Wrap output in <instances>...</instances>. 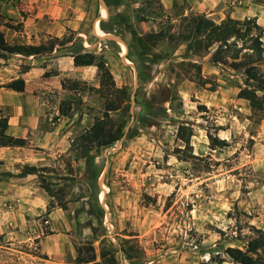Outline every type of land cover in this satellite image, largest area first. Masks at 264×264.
I'll list each match as a JSON object with an SVG mask.
<instances>
[{
	"label": "rangeland",
	"instance_id": "rangeland-1",
	"mask_svg": "<svg viewBox=\"0 0 264 264\" xmlns=\"http://www.w3.org/2000/svg\"><path fill=\"white\" fill-rule=\"evenodd\" d=\"M103 1L0 4L9 44L53 41V51L38 56L43 77L61 71V86L81 81L64 89L57 80L42 94L43 130L65 141L46 165L35 166L40 189L0 192V264H238L230 249L245 250L264 235V119L239 97L254 82L231 58L250 42L231 39L225 62H215L217 46L197 52L187 42H147V33L168 25L165 18L140 20L145 0ZM160 1L171 31L197 13L216 23L251 19L264 48V9L255 7L264 0L245 7L234 0ZM106 35L119 39L98 37ZM78 53L104 60L130 95L110 113L125 124L123 136L87 154L78 139L103 116L104 99L97 66L70 63ZM27 57L0 58V88L10 89L9 78L31 68ZM253 64L264 77V51Z\"/></svg>",
	"mask_w": 264,
	"mask_h": 264
},
{
	"label": "trees",
	"instance_id": "trees-1",
	"mask_svg": "<svg viewBox=\"0 0 264 264\" xmlns=\"http://www.w3.org/2000/svg\"><path fill=\"white\" fill-rule=\"evenodd\" d=\"M3 0H0V4ZM148 7L140 9L138 17L145 21L148 19L165 18L167 19L166 29L152 31L145 35V40L149 43L156 44L162 39H169L173 42H187L190 49L195 51H208L211 47L217 46L212 54V59L215 62H225L224 52L230 47L229 41L245 40L249 45H243L231 56L234 60V65L244 69L249 81L254 82L253 85L242 88L239 92V97L246 99L254 112L261 119H264V77L258 72V67L255 62L262 60V41L260 35L253 33V28H258V25L251 19L241 21L233 18H227L220 23L208 18L205 14H191L182 17L181 29L171 31L172 24L169 23L167 15L164 14V7L160 0H145ZM154 5V6H153ZM141 10H148L147 13H142ZM1 12V9H0ZM251 23L253 24L251 26ZM12 28H17V25H11ZM55 48L53 41L48 44L30 45V44H9L0 30V58L8 55L22 54L25 56H39L50 53ZM248 49L250 52L244 53L240 57V52ZM239 60V61H236ZM75 66H91L95 65L98 68L100 85L96 89L99 95L104 99L103 116L96 118L92 126L79 137L78 149H81L84 154L98 149L119 140L124 134V125L114 122L110 113L121 109L126 102H129V92L125 87L117 86L112 72L106 66L104 60L97 59L93 53H78L73 55ZM70 82V83H69ZM81 81L70 79L63 81L64 89H75ZM7 88L17 92H23L25 89V80L23 78L15 79L6 84ZM129 104V103H127ZM61 114H66V110L61 107ZM8 126V118H0V146H16L25 147L26 140L19 137H13L6 134ZM26 173H32L36 170L35 167H25ZM230 254L234 261L238 264H264V235L250 241L245 250L230 249ZM92 257L87 261L80 259V262L92 261ZM110 264H115L112 261Z\"/></svg>",
	"mask_w": 264,
	"mask_h": 264
},
{
	"label": "crops",
	"instance_id": "crops-1",
	"mask_svg": "<svg viewBox=\"0 0 264 264\" xmlns=\"http://www.w3.org/2000/svg\"><path fill=\"white\" fill-rule=\"evenodd\" d=\"M233 2L239 7H245L244 4L248 0H234ZM256 6L264 9L262 3L256 4ZM233 16L235 15L233 14ZM27 59L31 61V68L9 78V82L20 77L24 78V91L17 92L4 87L0 88V118L2 109L5 111L3 117L8 118L6 134L23 138L27 143L25 147L0 146V192H7L9 196H14L19 189H40L36 182V174L34 172L26 173L23 170L24 167L46 165L50 156L62 151L61 146L65 141L58 138L59 135L43 130L47 104L42 100V94L52 89V83H56L58 80V87H62L59 78L65 73L59 71L56 79L43 77L45 71H42L38 56H28ZM70 59V63L74 64L73 58ZM74 68L82 67L74 66ZM3 93L18 100L16 102L6 101L2 98ZM39 134L40 138L36 139L35 136ZM49 149L50 151H48ZM8 190L11 193H8Z\"/></svg>",
	"mask_w": 264,
	"mask_h": 264
},
{
	"label": "water",
	"instance_id": "water-1",
	"mask_svg": "<svg viewBox=\"0 0 264 264\" xmlns=\"http://www.w3.org/2000/svg\"><path fill=\"white\" fill-rule=\"evenodd\" d=\"M101 2H103L104 3V1L103 0H100ZM102 18V17H101ZM94 31H95V27H94ZM100 39H102V38H104V39H119V37H116L115 35H106V36H98ZM123 62L126 64V65H128V63H127V59L124 57L123 58ZM130 65H132V67H134L135 68V66L133 65V64H130ZM137 80V79H136ZM137 86V83L135 84V87ZM107 152H108V150H107ZM107 154V153H106ZM108 156V155H107ZM108 169V164L106 165V170ZM100 186L102 187V182H100Z\"/></svg>",
	"mask_w": 264,
	"mask_h": 264
},
{
	"label": "bare ground",
	"instance_id": "bare-ground-1",
	"mask_svg": "<svg viewBox=\"0 0 264 264\" xmlns=\"http://www.w3.org/2000/svg\"><path fill=\"white\" fill-rule=\"evenodd\" d=\"M97 32H98V34H101L102 32L97 28Z\"/></svg>",
	"mask_w": 264,
	"mask_h": 264
}]
</instances>
